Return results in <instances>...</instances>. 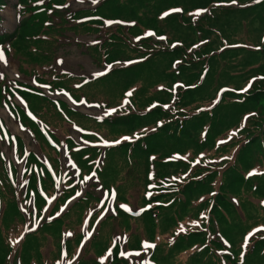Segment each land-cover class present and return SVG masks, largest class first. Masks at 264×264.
Returning a JSON list of instances; mask_svg holds the SVG:
<instances>
[{
	"label": "trees",
	"instance_id": "trees-1",
	"mask_svg": "<svg viewBox=\"0 0 264 264\" xmlns=\"http://www.w3.org/2000/svg\"><path fill=\"white\" fill-rule=\"evenodd\" d=\"M108 1L113 0L105 2V10L115 11ZM8 4L0 0V9ZM231 4L236 6H224ZM46 5L17 12L25 16ZM173 9L181 14L163 17ZM198 10L206 14L195 20ZM65 11L66 23L55 27L57 41L55 29L40 22L53 20L44 12L22 20L15 34L0 33V44H9L6 53L24 75L53 90L64 88L77 101L106 97L110 103L103 107L116 114L99 120L21 85L18 94L50 138L66 144L80 176L70 179L58 149L14 107L51 170L30 153L19 184L13 166L10 178L0 146V264H142L144 243L154 245L148 253L155 264H264V230L247 239L264 229V0H131L125 16L135 25L129 35L152 30L166 42L149 38L135 44L122 27L106 29L95 20L78 25L81 34L104 38L89 48H97L106 62L140 61L111 71L115 77L100 90L95 83L103 77L76 88L85 79L50 72L58 40L74 28L75 15L94 13ZM7 86L0 80V102L10 106ZM73 125L96 133L83 136L88 143H117L104 150L100 166L103 149H78L68 138ZM17 154L19 159L26 154L21 140ZM92 173L108 194L105 202L90 186L62 212ZM113 192V213L100 220ZM86 232H93L87 243ZM124 252L140 257L130 262Z\"/></svg>",
	"mask_w": 264,
	"mask_h": 264
},
{
	"label": "rangeland",
	"instance_id": "rangeland-1",
	"mask_svg": "<svg viewBox=\"0 0 264 264\" xmlns=\"http://www.w3.org/2000/svg\"><path fill=\"white\" fill-rule=\"evenodd\" d=\"M49 1H51V0H26L23 4L19 2L17 7L18 8L39 7L40 5L47 4ZM106 1L107 0H96L97 7L94 9V13L91 16V18L94 19L96 23H99V24L102 23V24H104L105 27H107V25H106L107 21H115V22H118L121 24H130L131 23L127 19V17L125 16L128 13V9H129L131 0L108 1V3H107L108 6L114 7L116 5V9L113 12H107L105 10L104 4ZM67 2H68V0H53L52 3L50 4L51 7L46 5L45 7H43L41 12L38 11V9L35 10V8H34V9H32V13H30V15L32 16L31 18H36L39 14H44V12L48 13V14H50L49 16L51 18H53L52 22L46 21L45 17H43L40 20V22L44 23L46 28L48 25H51V28L55 29V27H57V26L59 27V25L66 23L63 21L64 19L66 21V18L64 16L65 10H63V9L70 7L72 11L76 12V11H79L81 9H87L91 5V3H85L84 4V3H80L76 0H71L70 3H67ZM82 2H84V1H82ZM16 5H17V0H10V4H8L4 8L0 9V16L2 18V20H0V33H8L9 35H12L15 32L17 25H18V22H19V14L16 11ZM59 10H63V11H59ZM200 15H203V14L200 13ZM86 18L87 17H82V19H86ZM79 22H80V19H78V15L76 14L74 19L70 23V25L74 26V28L66 29V31L64 32V34L66 36L65 39L63 40V38H60L58 40V47H57L58 48V50H57L58 56H57V59L55 61V70L58 73H70V74L77 75V76L94 77L95 74L99 70L93 66L91 60L86 55H88L98 67L104 68L106 66V64L109 62L108 61L106 62V60L103 59L102 56L97 55V51H98L97 48L92 50L91 48L86 47L85 49H83L85 51L86 55H84L82 53V51H80V49L77 47V44L78 43H91L90 42L91 38L90 37H74V36L82 35L80 32L77 31V27L79 25ZM146 30H148V29H146ZM42 34L44 35L43 32H42ZM67 36H69V40H68ZM38 38H44L45 39V37H42V36L38 37ZM53 38L54 39H52V40H54V42L57 41V39H58L56 29H55V32H53ZM47 40H51L50 37H47ZM103 41H104V38H99L98 44L102 43ZM35 43H36V41H35ZM2 46L3 47L0 48V54H1L2 49H5V50L9 49L7 42H4L2 44ZM36 47L39 48L37 44H36ZM38 50H40V49H38ZM84 59H85V61L87 60L86 62H90L92 64V67H94L95 69L93 70L90 67V65H88L86 62H84L83 61ZM58 60H61V63H59ZM6 61L10 62V63H14L17 67L18 72H19L17 61L15 59H13L11 57H6ZM119 66H121V65H119ZM95 70H96V72H95ZM19 76L20 77H14L11 68L9 66H7L6 63H5V65H1V62H0V79L5 78L6 82L8 84H10L9 87H15L16 88L17 85H20L17 83H26L28 85L33 84L32 78L27 77V76L24 77L20 72H19ZM114 77H115V73H111L108 76L103 77L102 79L97 81L95 83V86L97 87L98 90H100L107 82H110ZM92 81H94V80H91V81L83 80L82 82H75L74 87L81 88L83 86H86L87 84L89 85V83L91 84ZM121 90H122V88H120V91ZM48 95L50 97H52L53 99H56V100L69 101L68 98L63 93L62 94H50V93H48ZM81 101H85V102L89 103L88 98L86 96H82ZM91 103L99 104L100 106H107L108 103H110V100L106 97L99 95L98 100L93 101ZM14 107L25 108L24 102L15 95H13V98H11V105L10 106L5 104L4 102H0V126L9 135V137L7 136L8 138L5 137V139H2L0 136V145H1L2 150L4 152V155L6 158V163L7 164L10 163L13 165L14 169L16 170L17 176H18V182H20V179L23 175V168L25 165V161H20L18 155L16 154V151H15L16 149L14 148L15 143H14L13 139L17 138V137L22 139V141L26 145V149L30 152H34V153L41 155V151L39 150L38 145L34 142V138H33L32 134L27 129H23L21 127V129L24 132H20L17 130L18 127L21 125H20V121L18 120L17 115H15L13 113V112H16V110H14ZM75 108H77V110H81L83 112H86V113L91 114V115H95V116L100 117V118L106 117L107 114H109V111H105L96 105L90 107V106H87L83 103L82 105H79V106L76 105ZM23 112H24L23 116H24V114L26 116H29L26 113V111H23ZM111 114H113V113H111ZM70 120L74 121L77 124L76 119L72 118ZM59 131H61V130H59ZM59 131H57V132H59ZM84 131L89 133V134H96L94 132H89L86 130H84ZM70 136L78 144H82V140L80 138V133H78L75 130L74 131L71 130L68 138ZM3 137H4V135H3ZM15 147H16V145H15ZM60 151H61L60 152V159L64 165V168L69 170V175H72V177H70V179L76 178L78 173H77L76 169L73 168L72 164L69 163L68 157H67V155H65L66 152L64 153L65 149H64L63 144L61 146ZM9 172H10V170H9ZM90 183L95 184V180H91ZM88 188L90 189L91 187L88 186ZM94 191H97V189H94ZM125 257L129 260H132V259L136 258V255L126 254ZM148 258L149 257L147 256V258H146L147 261L144 260L143 264H149Z\"/></svg>",
	"mask_w": 264,
	"mask_h": 264
},
{
	"label": "bare ground",
	"instance_id": "bare-ground-1",
	"mask_svg": "<svg viewBox=\"0 0 264 264\" xmlns=\"http://www.w3.org/2000/svg\"><path fill=\"white\" fill-rule=\"evenodd\" d=\"M0 55H2V53H1ZM2 56H3V55H2ZM58 61H59V63H61V60H58ZM83 61L86 62L87 60L85 61V59H84ZM0 62H1V65H5V63H6L7 66H9V67L11 68L14 77H20V76H19V73H18V70H17V67H16V65H15L14 63L7 62L6 59L4 58V56H3V59L0 60ZM86 63H87L88 65L90 64V62H86ZM17 130L20 131V132H24V131L21 129L20 126L18 127Z\"/></svg>",
	"mask_w": 264,
	"mask_h": 264
},
{
	"label": "snow or ice",
	"instance_id": "snow-or-ice-1",
	"mask_svg": "<svg viewBox=\"0 0 264 264\" xmlns=\"http://www.w3.org/2000/svg\"><path fill=\"white\" fill-rule=\"evenodd\" d=\"M92 2H93V3H96V0H92ZM232 2L235 3L236 0H232ZM177 11H179V10L177 9ZM197 14H199V13H197ZM164 15H167V13H165ZM107 23H111V22H107ZM160 39L163 40L164 37H160ZM2 59H3V56L0 55V60H2ZM128 95H130V93H129ZM125 139H127V137H125ZM252 174H253V173H249V175H252ZM77 195H79V193H78ZM261 203L264 204V201H262ZM180 231H184L183 227L180 228ZM68 235H70V234H68ZM145 247H154V245H147V244H146Z\"/></svg>",
	"mask_w": 264,
	"mask_h": 264
}]
</instances>
